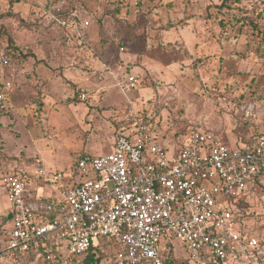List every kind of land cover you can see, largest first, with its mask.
<instances>
[{
    "label": "rangeland",
    "instance_id": "374dc122",
    "mask_svg": "<svg viewBox=\"0 0 264 264\" xmlns=\"http://www.w3.org/2000/svg\"><path fill=\"white\" fill-rule=\"evenodd\" d=\"M101 1L0 0V61L3 53L15 52L10 64L0 63V81L11 83L5 107L0 105V249L11 226L2 176L18 175L30 194L42 192L40 188L45 194L53 187L36 174L38 169L62 172L69 179L79 158L114 152L118 135L131 128L130 113L146 116L153 133L163 142L172 140L178 149L197 131L214 132L231 147L264 136V0L262 5L256 0H170L182 14L222 17L223 41L228 43L219 52L216 47L215 56L174 55L169 60L177 65L170 71L151 66L153 72L133 68L129 57L136 49L135 36L151 34L148 16L161 0ZM61 4L90 22L83 37L48 24V10ZM67 33L70 39L64 45ZM135 74L141 85L124 91L120 83ZM81 91H88L84 102L78 98ZM248 107L250 118L245 116ZM79 177L75 179L85 180ZM259 187L249 200L251 217L242 211L247 228L255 221L264 223V177ZM258 231L264 239V227ZM172 243V264H189L183 244ZM71 259L68 264H82Z\"/></svg>",
    "mask_w": 264,
    "mask_h": 264
},
{
    "label": "built area",
    "instance_id": "2783aa9c",
    "mask_svg": "<svg viewBox=\"0 0 264 264\" xmlns=\"http://www.w3.org/2000/svg\"><path fill=\"white\" fill-rule=\"evenodd\" d=\"M56 12L54 22L83 37L87 19ZM141 83L139 75H129L120 87L135 90ZM10 89V82L0 87L2 108ZM87 97L88 91L78 95L82 102ZM129 116L131 128L118 135L115 151L80 158L69 179L38 169L36 174L53 187L45 200H29L24 178L2 176L12 218L0 261L15 263L42 244L48 248L37 260L68 264L102 239H112L116 252L109 264H163L173 240L183 244L193 264H264L259 239L239 230L244 215L237 206L260 189L264 136L231 147L214 132L197 131L173 149L153 133L146 116ZM245 116H253L251 107Z\"/></svg>",
    "mask_w": 264,
    "mask_h": 264
},
{
    "label": "crops",
    "instance_id": "0c3cea01",
    "mask_svg": "<svg viewBox=\"0 0 264 264\" xmlns=\"http://www.w3.org/2000/svg\"><path fill=\"white\" fill-rule=\"evenodd\" d=\"M175 5L176 3L173 1L161 0L158 2V5L154 7L156 8L155 11L151 16H148V21L151 25V34L147 37H142V39H140L138 35L135 36L134 42L136 44L133 46L136 49L134 53L130 55L131 57H129L131 60L130 62H132L131 64L134 65L133 68L142 67V70L148 72L150 69H153L151 68V66H153L157 71H170L176 63L175 60H169V57L181 53L188 57H196L200 54L215 56L217 52H219V49L227 45L228 42L225 43L223 41L224 32L221 26L222 17L213 19V17H207V15L201 17L200 13L196 16L193 15L192 12H184L182 14L177 11V5ZM208 23L210 25H208ZM216 23L218 27H221V30L213 25ZM213 26L215 28H213ZM210 28L211 30L213 28L214 31H211ZM210 31L212 33H210ZM203 33H207L208 36L204 38ZM236 36L237 35L234 36V40ZM144 38L146 39L144 40ZM130 40L132 41L133 38L129 39L128 42H130ZM234 43L235 42H231V44ZM216 47H218L217 52H215ZM122 59L123 57H121V60ZM133 61L138 62L137 64H133ZM151 72H153V70ZM166 141L167 142H164L167 146L178 149L172 140L166 138ZM40 190H42V192L39 193V190H36L37 192L34 193V195H28L29 200H36L39 197L46 199L49 197L47 192H50V189H46L45 194L43 193V189L40 188ZM9 213V210H7L6 216H8Z\"/></svg>",
    "mask_w": 264,
    "mask_h": 264
},
{
    "label": "trees",
    "instance_id": "16d2710c",
    "mask_svg": "<svg viewBox=\"0 0 264 264\" xmlns=\"http://www.w3.org/2000/svg\"><path fill=\"white\" fill-rule=\"evenodd\" d=\"M19 0H16V2H18ZM95 3H102V1H95L93 0ZM105 1V0H104ZM222 7V6H221ZM59 9L60 10V15H70V14H74L75 13V9H73V7L71 8H65V6H63L62 4L61 5H58L57 7L55 8H52V9H49L48 13L46 15H48V19H49V25L53 26V27H58L60 29H62V31H69L68 29L66 28H63L60 24L54 22L52 20V16L53 15H56L57 12L56 10ZM59 14V13H58ZM91 17L94 19V20H97V17L93 14L91 15ZM234 21V20H233ZM237 23V21H235ZM239 22V20H238ZM232 23V22H231ZM74 33V32H73ZM76 34V33H74ZM63 43L64 45L68 44V41H69V35L67 33V35H63ZM15 56V52L13 49H10L9 51H7L6 53H3L2 55V61L3 62H6L7 65L10 64L13 60V57ZM0 61V63L2 64V66H4V63ZM6 65V66H7ZM4 69V68H3ZM5 71V70H4ZM7 82V81H6ZM4 80L3 81H0V87H3L6 83ZM6 95H7V98H8V93L6 92ZM7 100V99H6ZM253 141V140H251ZM251 141H248V142H251ZM80 159V158H79ZM45 200V199H44ZM250 202L247 201L246 199H241L239 202H238V208L239 210L242 212H245V211H248V216L251 217L252 213L251 211L249 210L250 209ZM247 216V215H246ZM8 224V222H7ZM240 231L242 233V235H250V236H256L261 245L263 246L264 245V239H261L259 238V228H262L264 227V223L261 225H259V222L255 221V223L253 224V227L251 228H247V226L244 224V218L240 221ZM6 232L5 231V235H6ZM48 248V246H43L42 244L38 245L37 247H34L32 250H30L29 252L27 253H24L22 254L21 258H20V262H23V261H31V260H36V256L41 253V254H44L45 255V250ZM116 252V244H115V241L112 240V239H102L101 241H99L98 245L95 246V247H92L87 253H84L83 255L77 257L76 261H79V262H82V264H109L113 257H114V254ZM171 256H172V251L169 249H167L165 251V253L163 254L162 256V260H163V264H172V260H171ZM189 262V261H188ZM190 264V262H189Z\"/></svg>",
    "mask_w": 264,
    "mask_h": 264
},
{
    "label": "water",
    "instance_id": "95a60500",
    "mask_svg": "<svg viewBox=\"0 0 264 264\" xmlns=\"http://www.w3.org/2000/svg\"><path fill=\"white\" fill-rule=\"evenodd\" d=\"M11 218H12V214H9V215L7 216V219H6L7 222L10 221Z\"/></svg>",
    "mask_w": 264,
    "mask_h": 264
}]
</instances>
